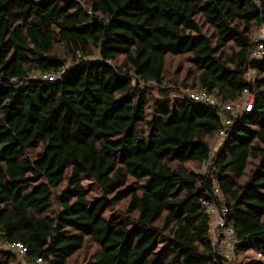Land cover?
I'll list each match as a JSON object with an SVG mask.
<instances>
[{
    "label": "trees",
    "instance_id": "obj_1",
    "mask_svg": "<svg viewBox=\"0 0 264 264\" xmlns=\"http://www.w3.org/2000/svg\"><path fill=\"white\" fill-rule=\"evenodd\" d=\"M261 25L264 0H0V245L26 251L0 264H264ZM168 56L189 66L183 89L252 95L214 155L218 110L165 100ZM213 186L232 255L211 240Z\"/></svg>",
    "mask_w": 264,
    "mask_h": 264
},
{
    "label": "built area",
    "instance_id": "obj_2",
    "mask_svg": "<svg viewBox=\"0 0 264 264\" xmlns=\"http://www.w3.org/2000/svg\"><path fill=\"white\" fill-rule=\"evenodd\" d=\"M34 1H41V0H34ZM264 40V25H261V27L257 30L255 36H254V42H256L257 46L254 48V50L251 52L249 59L251 62H257L262 59L263 49H262V41ZM62 73V72H61ZM250 71H247L245 74V81L251 82L252 76H250ZM58 74L54 75H41L40 78L42 80L47 81H54L56 76ZM250 76V77H249ZM184 96L188 99L197 102L202 103L204 105L216 108L218 110V116L221 119L222 122V130L218 133V138H223L225 129L230 124L229 121L224 119V114L227 115L229 118L234 119L237 116L248 113L251 111L252 108V95L249 92L248 89H244L242 92V100L243 103L239 109H235L233 104L231 103H225L220 104L217 102L216 98L212 97L211 95L206 94L203 91L193 92V91H186L184 92ZM211 159L207 160L204 163L205 169L210 166ZM214 198H216V203L214 204H207L206 201L202 202V205L207 210V213L209 216L213 217V221L211 223V240L213 244H216L217 247L220 248V250H226L229 255H232L233 246L236 243V239L233 235V230L231 227L226 225V216H227V208L225 206V202L222 198V196L219 194L218 189L216 187H212ZM5 247V246H4ZM6 250L16 256L21 260L26 253L25 248L20 243H12L10 245H6ZM224 253L221 252V254ZM233 257L231 258L230 263L233 264ZM35 264H40V260H36Z\"/></svg>",
    "mask_w": 264,
    "mask_h": 264
},
{
    "label": "rangeland",
    "instance_id": "obj_3",
    "mask_svg": "<svg viewBox=\"0 0 264 264\" xmlns=\"http://www.w3.org/2000/svg\"><path fill=\"white\" fill-rule=\"evenodd\" d=\"M83 2V0H81ZM86 8V7H84ZM257 30H255V34H256ZM254 34V36H255ZM165 73H164V82L162 84L163 89H170V93L168 95V97L165 100L168 101H173L176 100L180 97L184 96V92L186 91H191L190 89H183L182 87H180L181 84H185L190 86V82H191V75H188L189 72V66L185 63V58L183 57H166L165 59ZM251 73V72H250ZM250 76H253L252 73L250 74ZM249 76V77H250ZM155 89L154 91H152V98L159 100L161 99L160 96L157 95ZM244 100H240V102L233 104L235 109H239L242 105ZM222 144V139L218 138V136H216L214 139H212V141L210 142V146H211V154L214 155L216 153V151L219 149L220 145ZM187 168L193 170L194 172H198L201 174H204L206 169L205 167L202 168H195L192 165H187ZM195 168V169H194ZM244 181L240 180L238 183H242ZM100 195L99 191L94 188L92 190L91 193H89L88 198L89 200H91L92 198H96ZM106 217L109 218L110 215H116L118 216L117 210L112 209L106 212ZM213 221V217H211V223ZM6 247V245H5ZM4 246L0 245V250L5 251L6 248ZM89 246L86 247V249ZM84 250L82 251V253L77 257V260L81 261L86 259L85 256H88L91 251L90 250ZM16 256V255H15ZM16 259L19 261V263H21V260L18 258V256L16 257ZM259 258L253 253V252H248L246 253L244 256L239 257L238 259L235 260V264H243L246 263L248 261H258ZM237 262V263H236Z\"/></svg>",
    "mask_w": 264,
    "mask_h": 264
}]
</instances>
